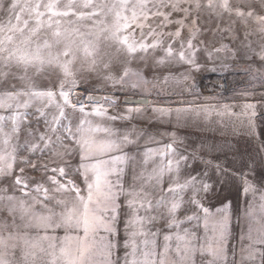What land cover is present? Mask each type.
<instances>
[{
  "label": "snow or ice",
  "instance_id": "obj_1",
  "mask_svg": "<svg viewBox=\"0 0 264 264\" xmlns=\"http://www.w3.org/2000/svg\"><path fill=\"white\" fill-rule=\"evenodd\" d=\"M149 56L167 69L156 83L180 88L177 103L126 96L120 111L114 93L76 91L84 72L143 90L150 82L131 64ZM201 58L212 71L243 62L252 90L238 93L242 104L203 97L192 75ZM257 86L264 0H0V264H264V176L259 188L251 179L257 161L264 168V92L248 99ZM149 108L174 127L235 118L252 151L213 142L182 153L176 132L161 143L132 123ZM213 171L240 181L235 226L231 201L205 206ZM161 221L166 231L153 227Z\"/></svg>",
  "mask_w": 264,
  "mask_h": 264
},
{
  "label": "rangeland",
  "instance_id": "obj_2",
  "mask_svg": "<svg viewBox=\"0 0 264 264\" xmlns=\"http://www.w3.org/2000/svg\"><path fill=\"white\" fill-rule=\"evenodd\" d=\"M217 23H220L221 26H223L226 23V21L224 22L212 21L211 22L212 27L214 28ZM207 38L211 43L212 42L211 33L207 34ZM227 42L228 41H226V43ZM221 55H223V53ZM200 63L204 66L198 72H194L192 74L195 77L196 83L198 82V80L201 79L205 80L204 78H208L209 76H222L225 74H229L233 71L244 70L243 62H237V61H231L230 67L225 70H221L217 62V64L215 65L217 69L216 71L211 70L214 65L212 63H206L204 58L200 59ZM131 67L133 68V70H139L150 82L143 90H138L134 92L131 87L113 88L109 83H106L103 80L97 78L94 74L84 72V73H77V80L79 81V84L76 91L78 94H85L86 92H88V93L100 94V95L114 93L120 96H133V97L148 96L151 100L159 101L161 104H166V103L175 104L178 102L177 94L180 92V88L176 86L174 81H169L168 85H164L162 83H156L158 78L162 80L164 74H166L167 72V69L154 66L152 63L151 56H149L147 62L141 61L138 58L137 60L132 62ZM179 71H183V69H180ZM55 80H56V75L53 74L51 75L50 78H46V77L37 78L36 83L39 87L42 88L51 87L52 83ZM154 83H155V90L153 91L152 89ZM251 90H252V85H251ZM262 92H264V89H260L259 86H257L255 88V95L248 97V99L258 100ZM238 93L229 95L224 98L216 97L215 102L220 104H229V105L242 104L245 98L239 96ZM205 96L206 95L203 94V97ZM117 108L118 110L123 111L124 104L121 101H118ZM115 110L116 109H113V111ZM240 110H241L240 107H237L236 111L239 112ZM257 110L260 112H264V105H258ZM223 119L226 126H222L219 123L220 118L213 115L210 121L205 120L203 118L200 119L190 118L187 123L174 127L172 124H168V123L161 124L155 121L153 119V114L151 112V109L149 108L142 116L136 117L132 121V123L136 125L137 128L145 129L149 134L153 135L156 140L161 141V143H168L169 137L167 135H160V133L176 132L177 136L184 141V144L177 145V148L182 153H191L193 150L199 149L201 145H209L212 144L213 142L217 144L218 142H220L218 139L214 140L215 139L214 137L236 138L235 136L236 133L232 131L235 118H229L225 116ZM33 127L34 128L37 127V125L34 122H33ZM43 127H44L43 122H41L39 128L42 130ZM261 131L264 132V126H262ZM223 142L220 144H223ZM146 143H147V138L142 139L140 141L141 149H143ZM148 146L157 147L159 145L150 144ZM46 158L47 157L45 156L44 159ZM220 158L222 159L223 156H220ZM33 159L35 160L37 159V157H33ZM214 173L215 172L213 171L211 174ZM27 175L33 180L41 179V172L39 170L36 172H28ZM76 182L80 184L81 187H83V185L80 183L79 177H76ZM16 194L19 195V193Z\"/></svg>",
  "mask_w": 264,
  "mask_h": 264
},
{
  "label": "crops",
  "instance_id": "obj_3",
  "mask_svg": "<svg viewBox=\"0 0 264 264\" xmlns=\"http://www.w3.org/2000/svg\"><path fill=\"white\" fill-rule=\"evenodd\" d=\"M233 131V130H232ZM231 132V131H229ZM228 132V133H229ZM236 138H221V137H214V140H219L217 144L227 142L231 147L235 149H239L241 153L245 151V149H248V151H252V148L250 145L246 143V136L235 134ZM222 145V144H220ZM230 160L232 159V155L229 154ZM238 158V157H237ZM247 157H245L246 159ZM221 159V158H220ZM223 159V158H222ZM256 175L254 178H251L253 180V183L259 188L261 187V177L264 176V168H261L259 165V161H257V166L255 169ZM212 183H214L213 190L209 193L208 197L205 199L204 203L205 206L213 209V211L220 207L221 204L227 203L228 201H231L232 204V221L233 226H235L236 223V211L239 207H243L246 204V200L242 192L240 191V181L236 179L235 176H233L231 173H223L217 175L216 173L212 174ZM248 200L252 199V196L249 195ZM183 213H181V216ZM154 228L159 227L166 231L164 228V222L161 221L158 224L153 226ZM121 243L123 242V226L121 225ZM119 254L123 255V248L119 250Z\"/></svg>",
  "mask_w": 264,
  "mask_h": 264
},
{
  "label": "built area",
  "instance_id": "obj_4",
  "mask_svg": "<svg viewBox=\"0 0 264 264\" xmlns=\"http://www.w3.org/2000/svg\"><path fill=\"white\" fill-rule=\"evenodd\" d=\"M204 79L198 80L196 84L198 85V90L206 95L205 97L224 98L241 90H251L249 78L244 70L233 71L222 76H209Z\"/></svg>",
  "mask_w": 264,
  "mask_h": 264
},
{
  "label": "water",
  "instance_id": "obj_5",
  "mask_svg": "<svg viewBox=\"0 0 264 264\" xmlns=\"http://www.w3.org/2000/svg\"><path fill=\"white\" fill-rule=\"evenodd\" d=\"M93 95H96V96H99V97H103L104 96V95H100V94H93ZM117 97H118L117 102L118 101L123 102L126 96L117 95ZM127 97H132L133 99H137V100L143 98V97H133V96H127Z\"/></svg>",
  "mask_w": 264,
  "mask_h": 264
}]
</instances>
